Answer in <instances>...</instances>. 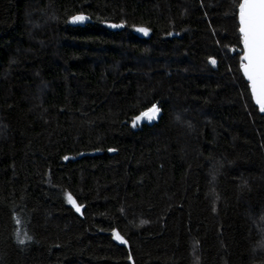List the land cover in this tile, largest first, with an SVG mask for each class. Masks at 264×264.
Segmentation results:
<instances>
[{"label":"trees","instance_id":"16d2710c","mask_svg":"<svg viewBox=\"0 0 264 264\" xmlns=\"http://www.w3.org/2000/svg\"><path fill=\"white\" fill-rule=\"evenodd\" d=\"M239 3L0 0V264H264Z\"/></svg>","mask_w":264,"mask_h":264},{"label":"snow or ice","instance_id":"6c2138e0","mask_svg":"<svg viewBox=\"0 0 264 264\" xmlns=\"http://www.w3.org/2000/svg\"><path fill=\"white\" fill-rule=\"evenodd\" d=\"M239 8V34L240 43L242 44V55H240L239 70L242 71L243 77L246 78L248 88L250 89V98L259 105L261 112H264V0H240ZM72 22H83L87 19L83 14L74 15ZM118 25H113L117 27ZM141 32H147V29H138ZM215 64V60L209 58ZM160 109L155 103L150 108L141 112L139 116L133 118V126L136 121L143 118H152L154 113ZM112 151V149H109ZM67 159V157H65ZM67 201L72 204L76 211L79 212L82 205H77L76 200L70 193H66ZM19 223V221H17ZM113 237L127 243L124 238L115 230H112ZM19 238V237H18ZM31 239V237H26ZM23 243L24 240L20 239ZM131 259V257H129Z\"/></svg>","mask_w":264,"mask_h":264},{"label":"water","instance_id":"95a60500","mask_svg":"<svg viewBox=\"0 0 264 264\" xmlns=\"http://www.w3.org/2000/svg\"><path fill=\"white\" fill-rule=\"evenodd\" d=\"M238 19H239V13H238ZM243 47V46H242ZM241 52H242V49H241ZM243 54V53H242ZM246 79V78H245ZM255 102V101H254ZM258 108H259V105H256ZM263 114H264V112H262ZM158 115H159V113H154L153 115H152V118L151 119H157L158 118Z\"/></svg>","mask_w":264,"mask_h":264},{"label":"rangeland","instance_id":"374dc122","mask_svg":"<svg viewBox=\"0 0 264 264\" xmlns=\"http://www.w3.org/2000/svg\"><path fill=\"white\" fill-rule=\"evenodd\" d=\"M140 33H141L142 35H147V34H148V31H147L146 33L140 31Z\"/></svg>","mask_w":264,"mask_h":264}]
</instances>
